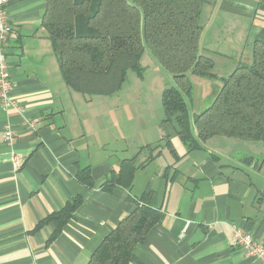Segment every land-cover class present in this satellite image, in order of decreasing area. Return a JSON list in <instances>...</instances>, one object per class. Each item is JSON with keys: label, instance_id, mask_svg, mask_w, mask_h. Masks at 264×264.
<instances>
[{"label": "crops", "instance_id": "0c3cea01", "mask_svg": "<svg viewBox=\"0 0 264 264\" xmlns=\"http://www.w3.org/2000/svg\"><path fill=\"white\" fill-rule=\"evenodd\" d=\"M43 10V0H9L6 8L10 96L36 130H25L15 112L0 105V264H87L138 204L162 217L134 246L131 264H259L232 246L230 224L264 245V159L258 168L264 148L241 152L243 143L212 139L214 146L198 142L200 149L189 151L163 117L148 130L141 114L119 113L114 99L72 91L41 26ZM201 25L200 52L214 67L226 60V70L215 73L226 77L239 63H250L247 44L264 42V0H206ZM212 32L226 37L224 45L236 52L232 58L216 48ZM188 80L192 123L221 84L192 74ZM202 82L211 89H201ZM194 91L208 95L193 103ZM7 124L16 133L12 147L2 140ZM191 128L195 134L193 123ZM233 144L236 150L229 149ZM127 160L138 168L130 187L108 186ZM83 169L89 184L77 178ZM75 198L80 206L53 241V224L35 231Z\"/></svg>", "mask_w": 264, "mask_h": 264}, {"label": "trees", "instance_id": "16d2710c", "mask_svg": "<svg viewBox=\"0 0 264 264\" xmlns=\"http://www.w3.org/2000/svg\"><path fill=\"white\" fill-rule=\"evenodd\" d=\"M42 28L56 58L61 77L72 91L106 96L120 90L126 73L140 78L145 51L172 78L161 93L164 123H174L189 151L214 136L264 143V42L254 40L250 63H239L226 77L213 73V61L200 52L201 15L205 0H43ZM221 85L209 106L193 117L187 99L188 75ZM121 162L108 183L130 187L138 168ZM77 178L89 184L88 169ZM75 198L36 228L53 224V241L80 206ZM161 213L138 204L96 248L87 264H131L133 248L161 220Z\"/></svg>", "mask_w": 264, "mask_h": 264}, {"label": "rangeland", "instance_id": "374dc122", "mask_svg": "<svg viewBox=\"0 0 264 264\" xmlns=\"http://www.w3.org/2000/svg\"><path fill=\"white\" fill-rule=\"evenodd\" d=\"M206 1V0H205ZM217 34H220L219 31L215 30ZM210 39L213 40V44L216 46V48L221 49L224 51V55H228L231 58L235 55V51L226 48L224 45V39L223 36L216 35L215 33H211ZM231 39H235V37H229ZM244 58L251 52V48L249 44H247L244 47ZM224 59V58H222ZM155 60L150 56V54L145 51L142 59H141V65L144 68L143 76L140 78L136 73L132 70H128L126 73V80L124 84L121 86L120 90L112 93L110 95L106 96H100V97H108L109 99H114L117 106H119V113H122V111L129 110L132 115L135 113L141 114L142 122L144 125L147 126L148 130L150 128L152 129L154 125L159 124L160 120H162V117L164 118L163 109L161 106V93L165 88L169 87V84H171V79L169 74L163 70L158 64H155ZM219 64H215L213 62V73L216 72H223L226 70V60H221L218 62ZM219 77V76H218ZM190 79V77H189ZM205 79V78H204ZM193 80V79H192ZM210 81L209 79H206ZM190 82V81H189ZM212 83H218V81L211 80ZM193 83V81H192ZM205 83L202 85L201 89H205L204 86L210 90V82H202ZM129 93V96L131 99L127 97ZM125 95V96H124ZM208 94L207 93H198V91H194L191 95L192 102L198 101L200 98H205ZM188 102V101H187ZM209 102V101H208ZM206 102L205 104L209 106L211 103ZM206 106V107H207ZM190 108V106L188 105ZM194 107V105H193ZM162 122V121H161ZM174 125V123H173ZM212 139H222L223 141H227V143H243L245 146L241 152H246L247 148H250L252 152H255L256 148H264V143L258 142V141H245V140H236V139H230L225 138L222 136H214L207 141V146H214ZM235 141V142H232ZM226 142H223L221 145L225 146L227 145ZM235 145H242V144H235ZM241 147V146H239ZM247 147V148H246ZM234 149V144L229 148ZM264 159V154L260 158L258 162V168L262 165ZM264 170V167H263ZM264 175V172H263Z\"/></svg>", "mask_w": 264, "mask_h": 264}, {"label": "built area", "instance_id": "2783aa9c", "mask_svg": "<svg viewBox=\"0 0 264 264\" xmlns=\"http://www.w3.org/2000/svg\"><path fill=\"white\" fill-rule=\"evenodd\" d=\"M9 0H0V105L4 110H13L20 119V125L28 132H35V121L29 118L23 107L10 96L12 82L10 80L9 64L7 61L6 44L12 32L7 20L6 8ZM3 142L12 147L16 141V133L10 124H7L3 133ZM16 169L21 167L18 158L14 159ZM232 246L237 248L245 258L253 259L264 264V245L257 242L248 232L230 224Z\"/></svg>", "mask_w": 264, "mask_h": 264}]
</instances>
